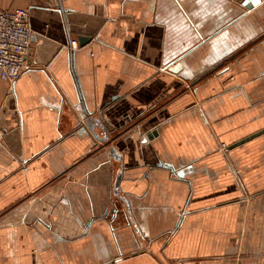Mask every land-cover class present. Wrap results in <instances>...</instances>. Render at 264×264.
Masks as SVG:
<instances>
[{
    "label": "crops",
    "instance_id": "crops-1",
    "mask_svg": "<svg viewBox=\"0 0 264 264\" xmlns=\"http://www.w3.org/2000/svg\"><path fill=\"white\" fill-rule=\"evenodd\" d=\"M19 7L0 264H264V134L233 147L264 129V1L0 0Z\"/></svg>",
    "mask_w": 264,
    "mask_h": 264
},
{
    "label": "built area",
    "instance_id": "built-area-1",
    "mask_svg": "<svg viewBox=\"0 0 264 264\" xmlns=\"http://www.w3.org/2000/svg\"><path fill=\"white\" fill-rule=\"evenodd\" d=\"M29 17L26 8H0V77L11 83L28 67L27 56L34 34ZM77 46L76 40L70 42L72 50Z\"/></svg>",
    "mask_w": 264,
    "mask_h": 264
},
{
    "label": "water",
    "instance_id": "water-1",
    "mask_svg": "<svg viewBox=\"0 0 264 264\" xmlns=\"http://www.w3.org/2000/svg\"><path fill=\"white\" fill-rule=\"evenodd\" d=\"M263 1H264V0H241V3H242V5H243L247 10H251V9H253L254 7L260 5ZM80 43H81V45H84V44H85V40H84V41H83V40H80ZM96 121H97V120H96ZM99 123H100V122L97 121L95 124H98V125H99ZM88 126H89V128H93V125H92L91 123H90V124L88 123ZM262 134H264V129L261 130V131H259V132H257V133H255V134H253L252 136H249V137H247V138H244L243 140H241V141H239L238 143H236L233 147H236V146L242 145V144L246 143L247 141H249V140H251V139H253V138H255V137H258V136H260V135H262ZM114 151H115L114 148H111V152L115 153ZM120 159H121V157H120ZM121 178H122V173L119 172V174H118V176H117V179H116V181H115V189H114V191H115V194H116V195L118 194V189H119V185H120V182H121ZM125 201H126V200H125ZM126 203L128 204L127 201H126Z\"/></svg>",
    "mask_w": 264,
    "mask_h": 264
},
{
    "label": "rangeland",
    "instance_id": "rangeland-1",
    "mask_svg": "<svg viewBox=\"0 0 264 264\" xmlns=\"http://www.w3.org/2000/svg\"><path fill=\"white\" fill-rule=\"evenodd\" d=\"M221 146H223V144Z\"/></svg>",
    "mask_w": 264,
    "mask_h": 264
}]
</instances>
